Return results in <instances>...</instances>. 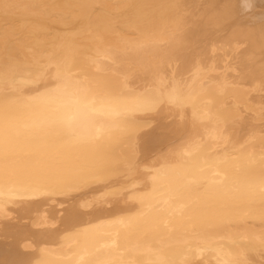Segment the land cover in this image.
<instances>
[{
	"label": "bare ground",
	"instance_id": "obj_1",
	"mask_svg": "<svg viewBox=\"0 0 264 264\" xmlns=\"http://www.w3.org/2000/svg\"><path fill=\"white\" fill-rule=\"evenodd\" d=\"M12 2L28 7L6 14L0 5V91L5 72L7 79H28L36 88L52 81L55 65L78 62L90 75L117 85L127 77L129 87L140 91L162 76L190 99L182 110L162 109L151 128L115 147L110 163L117 174L107 187L93 183L8 203L0 213V261L81 264L86 249L102 257L124 253L137 238L125 234L118 221L139 207L133 206L138 192L132 180L143 191L152 189L156 173L146 170L166 171L178 185L188 179L179 166L194 169L208 159L235 157L245 145L259 158L264 36L258 14L255 27L232 30L207 22L227 0ZM5 29L12 38L4 39ZM125 164L135 168L130 171ZM108 189L118 190L117 196L108 195ZM181 202H158L155 231L141 252L150 248L152 259L191 264H217L218 258L260 264L258 249L245 254L238 248L231 255L226 248L233 237L259 236L258 204L248 220L229 215L197 219L178 211Z\"/></svg>",
	"mask_w": 264,
	"mask_h": 264
},
{
	"label": "snow or ice",
	"instance_id": "obj_2",
	"mask_svg": "<svg viewBox=\"0 0 264 264\" xmlns=\"http://www.w3.org/2000/svg\"><path fill=\"white\" fill-rule=\"evenodd\" d=\"M0 5L5 6L6 14L28 7L12 0H0ZM257 14L264 36V0H227L207 22L217 29L237 30L255 27ZM3 36L7 40L13 33L5 29ZM172 38L176 39L175 33ZM55 68L52 81L36 88L30 87L34 83L31 80L7 79V72L4 73V89L0 91V213L15 201H36L93 183L107 187L117 174L110 163L115 147L151 128L154 116L162 109L182 110L190 99L162 76L140 91L129 87L127 77L117 85L90 75L78 62L57 64ZM77 68L79 71H74ZM261 115L264 117V105ZM246 147L241 146L235 157L208 159L194 169L179 166L188 179L178 185L173 184L166 171L146 170L156 173L151 177L152 189L143 191L132 180V187L138 192L133 206L139 207L118 221L122 231L135 236L137 243L124 253H107L103 257L86 249L87 258L82 257L81 264H191L188 260L152 259L150 248L140 251L155 231L152 222L158 215V202L176 199L182 201L178 211L191 212L197 219L229 215L248 220L258 204L259 236L233 237L226 248L231 255H236L238 248L245 254L258 249L260 264H264V135L260 137L258 159ZM125 167L131 171L135 165ZM117 194L118 190L108 189V195ZM0 264L32 262L15 259ZM35 264L50 262L38 260ZM217 264L250 262H225L218 258Z\"/></svg>",
	"mask_w": 264,
	"mask_h": 264
}]
</instances>
